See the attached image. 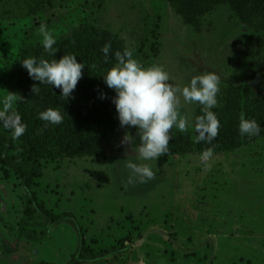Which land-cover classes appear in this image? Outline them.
I'll return each mask as SVG.
<instances>
[{"label":"rangeland","instance_id":"1","mask_svg":"<svg viewBox=\"0 0 264 264\" xmlns=\"http://www.w3.org/2000/svg\"><path fill=\"white\" fill-rule=\"evenodd\" d=\"M196 2L204 4V12L195 1L186 9L182 0L180 14L170 0H78L24 19L0 13V109L9 96L14 109L21 83L32 81L21 74V51L42 45L41 23L56 41L98 27L116 35L136 58L145 27L153 26L156 15L160 47L151 65L162 66L176 84L195 71H216L221 77L216 108L222 106L226 89L244 82L241 59L247 45L255 46L257 33L231 0ZM104 93L106 98L88 101V109L112 102L114 91L107 87ZM181 103L183 115L194 119L202 114L201 106ZM126 131L136 133L135 127L121 128L114 117L100 143L104 158L42 159V175L32 187L47 209L76 217L94 250L128 236L127 251L82 264H264V136L214 153L210 169L199 162L201 152L165 154L147 162L154 179L129 184L124 159L136 157L130 145L120 143ZM177 133L173 129L172 136ZM8 170L5 179L0 164V264H71L78 244L72 224L54 226L41 243L20 235L27 191Z\"/></svg>","mask_w":264,"mask_h":264},{"label":"trees","instance_id":"2","mask_svg":"<svg viewBox=\"0 0 264 264\" xmlns=\"http://www.w3.org/2000/svg\"><path fill=\"white\" fill-rule=\"evenodd\" d=\"M78 0H0L1 16L8 19H24L50 10L64 7ZM195 1L202 10L204 5L196 0H184L190 9ZM236 6L239 17L247 22L252 20L257 37L255 46L247 45L244 57L241 59V70L244 82L239 87H228L225 102L215 108L214 112L220 122L217 137L211 143H196L194 135L177 133L169 141V151L166 154H182L192 151L202 152L208 148L213 152L231 151L253 140L264 136V0H231ZM171 5L180 14H184L182 0H170ZM204 12V10H202ZM253 20L257 26H254ZM244 21V22H245ZM245 22V23H246ZM159 16L153 26H146L143 39L137 46L136 59L144 66H150L159 53L157 28ZM110 43L108 58L101 51ZM57 49L56 58L65 54L75 55L85 67L82 78L78 81L73 97L67 100L60 95V90L32 80L23 68L21 74L30 78L31 82H22L17 94L16 106L11 109L26 125L25 133L14 139L10 130L0 125V164L3 167L5 179L9 178L12 169L20 179L21 185L27 191L23 208L24 217L19 223L20 235L29 241L44 242L49 231L62 222L72 224L78 231V244L70 258L71 264L95 263L110 257H115L129 249L125 244L128 236L119 238L117 243L105 249L94 250L85 241L81 226L70 212L54 213L47 209L36 191L32 189L41 177L42 159H56L61 155L66 157L91 156L104 158L105 151L100 144L108 132L112 119L117 118L112 102L106 105L87 107L88 101L106 92L107 86L101 74L115 63L114 53L123 52L122 41L114 34L95 26H88L78 35L62 38L53 46ZM256 49L255 52H253ZM28 57L44 58L51 61L54 57L44 52L42 45L24 47L21 59ZM39 88L33 94L32 88ZM102 102V100H99ZM47 108H56L63 114V122L59 125H47L38 119V113ZM94 109V110H93ZM3 111V109H0ZM241 115L256 120L261 131L257 136H241L238 130ZM137 142V143H136ZM133 145L140 144L139 138L133 139Z\"/></svg>","mask_w":264,"mask_h":264},{"label":"clouds","instance_id":"3","mask_svg":"<svg viewBox=\"0 0 264 264\" xmlns=\"http://www.w3.org/2000/svg\"><path fill=\"white\" fill-rule=\"evenodd\" d=\"M37 32L42 37L44 52L54 58L51 61L42 57L23 58L20 60L21 66L32 80L59 89L60 95L67 100L73 97L85 65L72 54L56 58L58 50L53 47L56 39L46 23H41ZM110 48L111 44L106 43L101 49L106 59ZM114 58L115 63L101 75L106 86L115 93L111 99L120 127L136 129L135 135L126 131L120 142L121 145H130L136 157L135 160L130 159V156L124 159L129 184L146 183L154 179L155 173L147 162L158 160L169 151L173 129L181 133L191 129L195 133L196 143H211L217 137L220 122L213 109L218 105L221 77L216 71H195L189 74L186 82L176 84L162 66H144L134 58L131 48L125 47L123 52L116 51ZM32 92L37 94L39 88L34 85ZM100 98H106V93L102 92ZM181 100L184 104L201 106L202 114L194 119L183 115ZM10 101L11 96L4 102L3 111H0V125L10 130L14 139H19L25 133L26 125L11 111ZM37 118L44 121L45 126L59 125L64 119L56 108L40 111ZM238 130L241 136H257L261 126L256 120L241 115ZM134 136L140 141L136 148L132 146ZM198 159L205 169H210L215 162L213 149L202 151Z\"/></svg>","mask_w":264,"mask_h":264}]
</instances>
